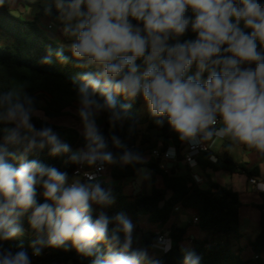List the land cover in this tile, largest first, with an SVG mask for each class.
Masks as SVG:
<instances>
[{"label": "clouds", "instance_id": "clouds-1", "mask_svg": "<svg viewBox=\"0 0 264 264\" xmlns=\"http://www.w3.org/2000/svg\"><path fill=\"white\" fill-rule=\"evenodd\" d=\"M52 2L62 33L71 41L68 49L75 66L90 69L73 79L86 143L73 151L52 127L36 128L33 117L39 119L42 113L26 92L0 93V241L22 235L21 217L30 212L34 256L42 255L45 247L66 248L70 242L78 254L92 258L91 264H159L146 248L133 247L138 242L134 225L124 213L109 217L100 211L93 219V205L103 209L114 203L94 174L85 173L87 183L74 179L68 184L66 172L27 157L47 148L50 156L66 155L65 164L95 166L97 171L105 165L147 164L116 135L110 137L111 146L121 151L114 153L98 126L102 113H107L111 128L124 126L131 104H119L118 96L128 101L142 96L154 123L162 127L166 119L179 140L192 147L217 137L264 156V52L257 50V42L264 46V0ZM5 3L0 0V6ZM189 27L195 40L179 42ZM53 55L62 64L69 62L62 49H49L40 62L51 64ZM244 64L255 67L242 68ZM193 65L197 71L189 74ZM135 130L134 124L129 126L130 135ZM165 155L174 157V149ZM9 158H18L19 166L8 163ZM139 172L144 179L150 176L147 168ZM37 186L51 203L37 202ZM258 188L264 191V182ZM100 244L106 252L101 253ZM171 246L164 237L152 245L164 252ZM200 259L187 252L183 264H200ZM0 264L32 261L22 248L14 253L0 246Z\"/></svg>", "mask_w": 264, "mask_h": 264}, {"label": "trees", "instance_id": "trees-1", "mask_svg": "<svg viewBox=\"0 0 264 264\" xmlns=\"http://www.w3.org/2000/svg\"><path fill=\"white\" fill-rule=\"evenodd\" d=\"M49 7L51 8L50 12L46 11ZM47 8H43V10L49 17L58 20L59 13L55 5H50ZM132 23L136 24V21H132ZM195 38L196 34L189 27L185 35L179 38V42L183 43L186 40H195ZM175 42V40H170L169 44ZM49 49L54 51L62 49L64 55L69 57V62L62 64L53 55L51 64H42L40 61L48 54ZM257 49L264 51V46L257 45ZM76 63L69 49L51 40L36 20L28 21L15 15L9 0L0 6V93L14 91L22 95L26 92L34 98L36 107L48 119L70 116L80 120L70 112V109L79 107L73 79L90 69L76 67ZM136 63L143 65L142 60H137ZM207 76V72L202 75L205 79ZM117 101L119 104H131L129 118L122 128L119 126L115 129L111 128L107 113L98 116L103 121L100 130L109 140V147L114 153L119 154L121 150L112 148L110 142L112 135L118 136L129 149L137 151L143 156L155 148H160L162 151L171 146L180 148L183 142L170 129L166 119L162 127L157 126L148 107L146 114L141 116L142 102L137 98L135 101H128L123 96H118ZM32 122L38 129L42 126L52 127L59 134L61 140L69 144L73 151L85 147L86 142L81 132L75 128L58 126L36 117H33ZM133 124L136 126V130L130 135L128 129ZM2 128L3 125H0V129ZM2 143L3 132L0 131V144ZM231 145V143L224 142L223 151L220 154L213 150L199 154L196 157L199 170L201 172L208 170L228 173L245 172L249 177L258 176L257 168L248 171L243 165H238L231 159ZM9 151L17 152L11 146ZM18 155L17 152V157ZM213 155L217 157V162L210 160ZM27 159H35L45 166L56 167L60 171L66 172L68 181H71L73 172L78 167L75 164H65L66 155L50 156L47 148L30 153ZM7 162L13 167H18L20 163L18 158H9ZM141 167L150 170V187L147 194L134 195V191L125 187L123 182L135 177ZM192 174L193 170L189 167L185 174H179L175 169L166 172L160 168L159 161H148L145 165H110V177L115 183L110 191L114 203L109 206L106 213L109 217L117 213H124L134 223H138L145 216L148 223L162 226L170 220L177 205L184 209H194L198 212L196 216L198 221L195 225L205 234V238L191 240L192 247L186 249L183 244L187 239V229L172 226L169 230L172 249L168 253H163L158 248L152 247L156 241L155 238L153 241L143 239L141 248H146L148 252L152 249L158 250L154 257L148 255L150 259L159 261V264H183L186 253L194 252L201 258L200 264H259V259H242L240 255L233 252L232 247L228 244L231 238L234 241L240 239L242 203L238 193L213 182H209L206 188L197 185ZM157 176L162 177L163 188L156 187ZM168 190L172 191V196L167 200ZM261 195L263 202L257 206L262 215L261 231L256 240L250 244L258 257L264 253V192ZM36 199L38 203H51V201H45L41 186H37ZM162 202L165 204L161 207ZM29 215L30 212L26 213L20 220L24 230L23 234L8 241H0V246L10 249L14 253L22 248L27 252L32 264H91L92 258L78 254L70 242L66 248L45 247L42 250V255L34 256L32 242L35 240L36 234L29 225ZM92 215L93 219H96L98 213L93 211ZM113 226L110 224L109 228L111 229ZM150 236L154 237L153 234ZM98 248L101 253L107 250L104 244L98 245Z\"/></svg>", "mask_w": 264, "mask_h": 264}, {"label": "crops", "instance_id": "crops-1", "mask_svg": "<svg viewBox=\"0 0 264 264\" xmlns=\"http://www.w3.org/2000/svg\"><path fill=\"white\" fill-rule=\"evenodd\" d=\"M11 4V9L17 11L19 17L24 20L33 21L36 20L39 26L43 29L46 35L53 41L57 43H61V45H65L67 42L66 37L62 33V27L57 23L56 20H53L49 17V15L43 10V8H47L54 3L48 0V3H45L44 0H9ZM14 1L16 2V6H13ZM243 28V24H241ZM246 33H250V29H244ZM257 45H260L257 42ZM258 51L263 52L260 49ZM255 67L254 64L241 65L242 68L245 67ZM197 71L196 66L193 65L190 69L189 74H194ZM203 80H206L202 77ZM75 109H70L71 114L74 116L78 115L74 112ZM43 120L45 116L41 117ZM101 122H97L99 127L103 126V121L97 117ZM51 124H55L58 126H67L72 127L80 132L82 131L81 122H76L75 118L66 116L57 119H48L47 120ZM221 126V125H220ZM231 143L228 139H216L210 140L212 145V150L218 154L223 151V143ZM17 150V149H16ZM78 150V149H76ZM74 150V151H76ZM230 157L231 159L238 165H243L248 171H252L255 168L258 169V176L256 178L259 181L264 182V156H259L255 153L254 150L247 148L244 145H234L232 144L230 147ZM167 167L169 171L175 169L179 174H185L188 170V166L184 163H176L169 161L167 163ZM201 176L204 179V183L201 185L203 187H208L209 182H213L215 184L220 185L225 189L232 190L238 193L240 201L242 203L240 209V239L238 241H234L232 238L228 241V244L232 247V250L235 254L240 255V257L244 260H255V253L251 247V243H253L258 237L261 231V211L257 208L258 205L262 204V192L256 186L250 184L249 176L245 172L241 173H228L226 171H211L208 170L206 172H201ZM139 178L142 179L141 184L138 186L141 187V193L147 194L149 191V181L150 176L147 179H144L141 173L137 172L136 176L130 179H127L123 182V185L127 188L135 191L134 184ZM80 179V178H79ZM82 183L83 180L80 179ZM103 188L106 190L113 189L115 183L112 181L110 177V166L107 169L104 180L100 183ZM156 187L163 188V179L160 176H157L156 179ZM109 207L104 208V212H107ZM99 213V210H94ZM198 212L194 209H184L180 208L177 212L173 211L170 220L165 225H153L147 227L145 232H134V238L137 239V236L140 235L142 245L144 235L147 233L155 235V233L159 230L164 231L165 233L169 232L172 226H178L187 229V239L185 240L183 246L186 249H190L192 247L193 239H203L205 238V234H203L195 225L194 218L197 216ZM147 218V217H145ZM148 222V221H147ZM140 227V224L135 225L134 227ZM142 247V246H141ZM158 250L152 249L148 252L150 257H154ZM259 264H264V253L259 257Z\"/></svg>", "mask_w": 264, "mask_h": 264}, {"label": "built area", "instance_id": "built-area-1", "mask_svg": "<svg viewBox=\"0 0 264 264\" xmlns=\"http://www.w3.org/2000/svg\"><path fill=\"white\" fill-rule=\"evenodd\" d=\"M188 15H191V13L189 12ZM137 99L140 100L142 103H145L142 96H138ZM217 127H220L219 123L217 124ZM216 139H219V138L213 137L210 140H216ZM210 140L204 141L202 144L195 146V147H192L188 143L183 142L180 145V148H177L175 146H171L168 149H166L165 151H162L160 148H155L153 150L146 152L144 155V158L147 161H155V162L159 161L160 168L166 172H170L168 167H167V163L169 161L176 162V163H180V162L184 163L190 169L193 170L192 175H193V178H194L196 184L202 185L204 183V179L201 176V171L199 170V164L196 160V157L199 154H201L202 152H209L210 150H212V145L210 143ZM170 148L174 149V157H166V155H165ZM210 160L212 162H217L218 159L216 156L213 155L210 157ZM109 166L110 165H105L103 171H97V168L95 166L89 167L87 165H78L76 170L73 172V178H80L83 180L84 183H87L89 181H88V178L85 175V173H91V174L95 175V182L101 183L104 180V177L106 175V172H107V169ZM253 181H256V183H253ZM249 182H250V184H252L258 188V184L263 182V181H259L256 177H250ZM180 208H182V207L180 205H177L173 211L177 212L178 210H180ZM193 221H194V223H196L198 221V218L195 217ZM159 237H164L165 239L170 240L171 244H172V239L169 236V232L165 233L164 231L159 230L155 233L154 238L157 241V239ZM156 241H155V243H156ZM171 249H172V246H171ZM159 250H161V249H159ZM162 252L168 253L169 251L168 252L162 251ZM255 259L258 260L259 257L255 255Z\"/></svg>", "mask_w": 264, "mask_h": 264}, {"label": "rangeland", "instance_id": "rangeland-1", "mask_svg": "<svg viewBox=\"0 0 264 264\" xmlns=\"http://www.w3.org/2000/svg\"><path fill=\"white\" fill-rule=\"evenodd\" d=\"M44 1H46L45 3H48V0H44ZM50 1H52V0H50ZM13 6L15 7L16 6V2L14 1V3H13ZM12 12L15 14V15H17V16H19L18 14V12L17 11H15V10H12ZM57 21V23L62 27V24L60 23V21H59V19L58 20H56ZM66 40H67V42L68 43H66L65 45H62V46H65V47H67L68 48V45L71 43V41L68 39V38H66ZM55 42V41H54ZM60 45H61V43H59ZM77 109L78 108H76V110L74 111L76 114H77ZM146 112H147V105L145 104V103H142V107H141V111H140V115L141 116H143V115H145L146 114ZM42 113V112H41ZM78 115V114H77ZM42 116H44V114L42 113ZM77 117V116H76ZM77 118H79V117H77ZM75 121L76 122H80V120H78V119H75ZM97 122H101L100 120H98L97 119ZM74 179H79V178H72L71 179V181H68L67 183L68 184H70ZM80 180V179H79ZM81 181V180H80ZM134 186L135 187H138V185H136V183L134 184ZM141 188V187H140ZM132 190V189H131ZM139 193H141V190H140V192ZM93 208H94V210H99V212L100 211H104V208L103 209H101V207L100 206H98V205H93ZM133 223V225H139L140 224V227H142L141 229H139L138 227L136 228V227H134V232L136 233V232H139V231H141V232H145V231H147L146 230V225H147V227H150V226H153L152 224H150V223H148L147 222V218H145V216H143L141 219H140V221L138 222V223H134V222H132ZM138 242H136V243H134L133 244V247L134 248H137V247H139V248H141V246H142V241H141V237H140V235H138L137 236V239H136Z\"/></svg>", "mask_w": 264, "mask_h": 264}, {"label": "water", "instance_id": "water-1", "mask_svg": "<svg viewBox=\"0 0 264 264\" xmlns=\"http://www.w3.org/2000/svg\"><path fill=\"white\" fill-rule=\"evenodd\" d=\"M141 28L143 27V25L140 26ZM224 47H227V45H225ZM45 121L48 120L47 117L44 118ZM142 179L139 178V180L136 181V185L141 184ZM141 188L140 186L135 187V191H134V195H137L140 192ZM172 196V191L168 190V196H167V200L170 199V197ZM165 204V202L161 203V207ZM144 240H148V241H153L154 237L150 236V233H147L144 235Z\"/></svg>", "mask_w": 264, "mask_h": 264}]
</instances>
